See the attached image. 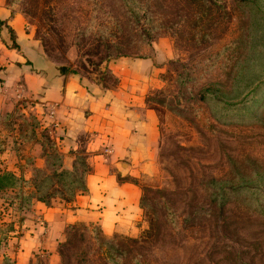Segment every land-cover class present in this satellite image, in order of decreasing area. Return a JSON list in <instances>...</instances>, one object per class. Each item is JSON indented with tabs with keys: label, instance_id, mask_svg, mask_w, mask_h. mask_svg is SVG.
<instances>
[{
	"label": "rangeland",
	"instance_id": "obj_1",
	"mask_svg": "<svg viewBox=\"0 0 264 264\" xmlns=\"http://www.w3.org/2000/svg\"><path fill=\"white\" fill-rule=\"evenodd\" d=\"M7 1L24 16L46 58L66 71L107 81L112 79L107 70L112 60L154 61L146 101L158 114L160 138L154 169L140 179L144 228L135 237L149 235L151 222L169 224L172 218L177 226H188L183 218L205 204L211 178L226 181L228 188L264 193V0ZM206 89L233 106L222 109L202 100ZM30 106L18 101L0 113V151L10 148V155L32 160L42 170L34 175L41 177L68 168L74 155L80 180L85 155L78 150L65 157L51 136V120L38 117ZM77 186L68 188L52 178L41 192L54 188L50 204L66 203L75 197L72 192L78 193ZM236 189L227 196L224 216L229 227L218 218L212 233L216 250L225 243L232 246L231 253L195 258V244L203 233L180 228L175 241L188 239L190 245L176 259L178 264L186 257H191L187 264H264V256L256 253H264V210L249 211L246 202L255 195H239ZM11 196L0 198L4 229L14 216L8 207ZM167 207L174 217L167 215ZM245 213L250 219L239 221L237 216ZM116 236L126 235L105 236L97 226L76 223L58 244L56 264H103L102 242ZM158 240L152 245L157 261L152 264L164 262ZM0 264L15 262H3L0 255ZM32 264L46 260L41 257Z\"/></svg>",
	"mask_w": 264,
	"mask_h": 264
},
{
	"label": "crops",
	"instance_id": "obj_2",
	"mask_svg": "<svg viewBox=\"0 0 264 264\" xmlns=\"http://www.w3.org/2000/svg\"><path fill=\"white\" fill-rule=\"evenodd\" d=\"M153 63L149 57L112 60L107 81L64 71L39 49L24 16L0 0V113L23 101L31 102L38 117L49 118L46 111L52 105L51 136L65 157L81 150L89 168L85 189L72 200L52 205L35 201L22 214L4 249L15 264L41 257L56 264L58 244L76 223L97 226L105 236L135 237L144 228L140 179L154 169L160 138L158 114L146 101ZM69 157L72 166L74 155ZM8 162L25 164L12 154Z\"/></svg>",
	"mask_w": 264,
	"mask_h": 264
},
{
	"label": "trees",
	"instance_id": "obj_3",
	"mask_svg": "<svg viewBox=\"0 0 264 264\" xmlns=\"http://www.w3.org/2000/svg\"><path fill=\"white\" fill-rule=\"evenodd\" d=\"M10 36L12 39V46L17 47L15 43L14 33L11 29H9ZM66 71V68H61ZM202 100H205L208 103H217L220 104L222 109L230 108L233 105L226 103V101L219 98L217 95L213 94L211 89H206L201 94ZM224 101V102H223ZM0 155L4 164L0 163V198L2 195L12 194L10 203L8 204L9 208L12 210L14 216L10 223L6 224V228H1L0 226V255L2 256L3 262H13V260L4 255V249L7 246L8 238L10 233L16 228L14 225L21 221V216L25 212L29 211L35 201H39L44 203L45 205L50 204V199L55 196V190L52 188L50 191L46 193L41 192V188L44 184L51 182V179L57 180L58 184H61L66 187H72L77 184L78 192H81L85 189L84 184V176L88 172V166L86 162H84L85 168L83 169V176L79 179L76 177V168L73 164L71 168H59L54 169L51 172L36 175L38 172L42 170L40 167H37L33 163L32 160L26 159L23 167L17 166L16 164H12L8 162V156L10 155V148L4 149L0 151ZM28 164L32 166L31 170H28ZM25 171L29 173V175L25 174ZM37 172L35 175L34 173ZM43 173V172H42ZM67 181V182H66ZM207 184L209 185L207 193L204 196L205 204L199 205V211L194 214H188L185 218H183L182 223H187L188 226L179 227L174 223V220L171 218L168 220V223H156L151 222V233L149 235H142L139 237H131V236H119L114 237L111 240H105L102 243L105 245V249L102 252L103 264H152V261H156V257L153 256L152 251L154 247L153 243L158 240L160 244H162V255L164 258V262L162 264H178L179 262L176 259H179L185 251L189 248L190 241L188 239H183L181 242H176L175 238L179 235V229H193L199 230L203 233L202 236L199 237L198 242H196L195 246L197 247V254L195 258H199L201 256H209L212 253H221L227 252L231 253L232 246L229 244L221 243V249L216 250L217 246L215 236H213V232L215 235L216 231V220L222 218V224L228 226L227 219L224 214L226 213V205H227V196L235 187L228 188L226 186V181L217 180L211 178L208 180ZM239 195L249 194L254 196L255 189L248 187H238L236 189ZM248 192V193H245ZM77 194V193H76ZM74 192L70 195L75 196ZM73 199V198H72ZM70 199V200H72ZM255 204V208L252 207V204ZM259 203V204H258ZM246 204L249 205V211H256L261 214L264 210V193L260 195H255L253 201H248ZM143 205V204H142ZM168 208L167 215H171L174 217L175 214ZM201 210V211H200ZM248 213V212H247ZM247 213L237 216L239 221H248L250 219ZM16 216V218H15ZM213 221L215 224L213 225ZM82 224V223H80ZM73 225H69L68 228H72ZM67 230V228H66ZM218 231V230H217ZM162 236V237H161ZM166 236V238H164ZM161 237V238H160ZM255 243V242H254ZM257 244L260 242L256 241ZM194 244V243H193ZM225 245V246H223ZM260 254V256H264L263 250L262 252H256ZM191 257H186L182 264H187L190 261ZM157 262V261H156ZM200 261L196 260L195 263L198 264ZM158 264H161L158 262Z\"/></svg>",
	"mask_w": 264,
	"mask_h": 264
},
{
	"label": "built area",
	"instance_id": "obj_4",
	"mask_svg": "<svg viewBox=\"0 0 264 264\" xmlns=\"http://www.w3.org/2000/svg\"><path fill=\"white\" fill-rule=\"evenodd\" d=\"M54 107L52 106V105H49L48 107H47V116L49 117V118H53L54 117V109H53Z\"/></svg>",
	"mask_w": 264,
	"mask_h": 264
}]
</instances>
